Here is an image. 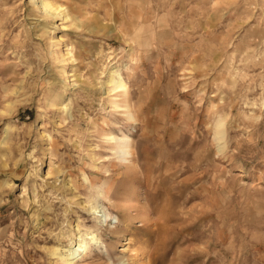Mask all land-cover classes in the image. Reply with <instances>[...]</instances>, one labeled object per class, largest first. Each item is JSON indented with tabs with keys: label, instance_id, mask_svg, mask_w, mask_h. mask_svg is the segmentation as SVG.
<instances>
[{
	"label": "rangeland",
	"instance_id": "374dc122",
	"mask_svg": "<svg viewBox=\"0 0 264 264\" xmlns=\"http://www.w3.org/2000/svg\"><path fill=\"white\" fill-rule=\"evenodd\" d=\"M49 1L0 0V264H264V0Z\"/></svg>",
	"mask_w": 264,
	"mask_h": 264
},
{
	"label": "bare ground",
	"instance_id": "6f19581e",
	"mask_svg": "<svg viewBox=\"0 0 264 264\" xmlns=\"http://www.w3.org/2000/svg\"><path fill=\"white\" fill-rule=\"evenodd\" d=\"M37 1H39L38 2L39 5L37 6L38 9H40L45 15L49 14V12L51 14L61 15L64 12V11L58 9V7L53 8V5L50 3L49 0H37ZM34 6H36V4H34ZM107 83L113 84L114 89L120 88L122 92L125 91V83L121 80L117 71H111L110 72ZM112 105H114V102L112 103ZM222 125H224V123L222 120H220V121H218V123L215 126L214 132L217 133L218 135H220V134L222 135V133H223V130H222L223 126ZM125 148L127 150V147H125ZM126 150L121 147V149H119V152L125 153ZM88 181H89L88 178L84 176V182L87 183ZM91 210L93 211V213H96L98 210V206L97 205L92 206ZM87 236H86V238H82L80 235L77 238V241L75 242V244L70 245V247L66 250L61 251V250H59V248H54L52 250V255L56 258V262L58 264H76V263L80 262L88 251V245L91 242L97 241V237L94 233H89V234H87Z\"/></svg>",
	"mask_w": 264,
	"mask_h": 264
}]
</instances>
